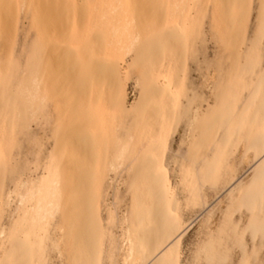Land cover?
Listing matches in <instances>:
<instances>
[{
	"label": "rangeland",
	"instance_id": "obj_1",
	"mask_svg": "<svg viewBox=\"0 0 264 264\" xmlns=\"http://www.w3.org/2000/svg\"><path fill=\"white\" fill-rule=\"evenodd\" d=\"M39 1L10 0L9 7L0 4V23L7 24L0 28L2 246H9L14 229L28 209L29 201L25 196L46 175L47 168L60 174L57 187L63 189V184L66 185L63 192L73 189L74 195L79 193V186L71 188L70 184L79 178L77 160L82 146H79V133L69 129L73 121L79 123L75 114L79 109L80 76L89 74L93 66L99 69L98 65L112 61L117 65L114 74L110 69L96 72L97 81L104 86L98 109L107 126V132L102 134L105 142H101L107 146L108 153L106 161L100 165L105 164L106 172L108 170L106 200L120 206L114 205L118 208L117 219L123 218L124 205L129 202L131 193L126 187L131 171L126 156H133L137 145L131 140L124 154L117 156L114 150L120 146L117 144L114 148L112 141L114 134L120 136L124 131L134 134L141 129L138 117L145 91L169 77L170 86L180 89L179 113L189 101L192 103L189 113L197 111L209 115L226 101L240 99L241 102L252 96L261 68L255 61L261 0H234L237 4L240 2L237 9L227 0H51L40 6ZM53 9L57 10L54 17ZM47 10L51 18L46 19ZM41 21L47 25L40 30ZM174 26L184 30L182 43L171 44L169 48L173 50L163 51L160 57L149 55L146 47L150 50L156 34ZM45 28L46 33L48 28L52 31L50 35H45ZM262 42L264 63V38ZM34 93L36 98H33ZM238 105L233 109L235 112ZM186 125L184 119L173 128L167 150L174 188L184 181L188 171L186 180L194 177L197 166L191 164L193 156L190 155L196 138H192L194 128L188 131ZM227 151L224 165L236 170L229 184L225 185V168L217 180L219 186H211L201 196L196 194L198 183L186 184L188 192L196 194V200L191 211L184 209L185 224L178 237L183 250L182 264H207L196 258L200 242L207 233L217 234L222 230L231 198L236 193L234 189L249 181L260 159L250 155L251 150L247 152L241 147L235 136ZM182 152L187 155L185 161L179 158ZM203 152L204 148H200L195 154L200 166L204 162ZM181 189L176 190L177 193L182 194ZM115 199L119 200L114 202ZM61 215V209L54 213V216ZM232 222L244 231L246 254L244 256L238 245L227 240L228 257L222 264H242L246 257H249L248 264H255L254 242L245 230L249 219L240 220L237 213L225 226L230 233ZM119 235H113L118 242ZM125 254L122 248L116 257L118 264L123 263Z\"/></svg>",
	"mask_w": 264,
	"mask_h": 264
},
{
	"label": "bare ground",
	"instance_id": "obj_2",
	"mask_svg": "<svg viewBox=\"0 0 264 264\" xmlns=\"http://www.w3.org/2000/svg\"><path fill=\"white\" fill-rule=\"evenodd\" d=\"M50 1L40 0L39 6ZM227 1L235 9L240 6V2L237 4L234 0ZM260 3L255 61L258 65L261 64V68L253 84L252 96H247L241 102L240 99L236 102L226 101L209 115H202L197 111L189 113L192 103L187 101L181 112L185 113L183 116L178 112L182 104L179 99L180 89L178 86L171 87L167 76L166 81L152 84L145 91L138 117L141 129L134 134L125 131L120 136L114 134V138L118 136L117 140L113 138L114 148L117 144L120 146L114 150L117 156L124 154L131 140L137 145L133 156H126L127 165L131 168L126 178V187L131 193L129 202L126 201L124 205L123 218L117 219L118 208L114 206L119 199L114 200L115 204L112 200L111 204L105 197V175L108 170L106 172L105 164L100 163H104L107 158V146L102 143L105 142V135L102 140V134L107 130L98 109L104 86L96 78V72L106 69L116 73L117 65L114 61L98 65L101 67L99 69L95 65L89 74L80 76L82 80L77 86L79 109L75 114L79 123L73 121L72 126H78L68 128L72 130L70 132L79 133V146H82L77 160L79 178L76 183L70 184L71 188L79 186V193L74 195L73 189L63 192L66 185L63 184V189L57 187L61 181L60 174L47 168L46 175L25 196L29 201L28 209L14 229L9 246L0 245V264H118L116 257L122 248L126 250L122 264H182L183 250L178 237L185 224L184 209L192 210L196 194L201 196L211 186H219L217 180L221 178L224 168L225 185L234 179L236 170L224 165L228 155L227 148L234 136L247 152L251 150L250 155L260 159L253 168V176L249 181L233 190L236 193L231 198L222 230L217 234L205 235L196 258L207 264L224 263L228 257L225 244L227 240L238 245L245 256L247 240L244 238V231L241 232L235 222L229 227L231 233L225 227L238 213L240 220L249 219L245 230L249 231L254 242L252 257L255 264H264V0ZM0 4L9 7L10 0H0ZM59 9L64 11L63 8ZM55 10L51 12L52 17ZM49 12L47 10L46 19L51 18ZM59 12L58 14L61 13ZM46 23H39L40 30ZM5 26L6 23H0L1 29ZM44 31L46 33V28ZM47 31L45 35L52 32L49 28ZM167 38L179 40L169 42L166 41ZM183 38L184 30L177 26L161 31L151 40L150 50L146 47L147 52L160 57L163 51L173 50L169 48L171 44H181ZM33 96L36 98L37 94L34 93ZM237 105L238 111L235 112L233 109ZM184 119L187 120L188 131H191V127L194 128L192 138H196L192 142L193 150L190 155L193 156L191 164L197 166L194 177L187 181L188 171L184 181L174 188L168 169L167 150L173 128ZM101 143L104 147H101ZM109 144L112 145L111 141ZM200 148H204V162L201 166L195 156ZM179 158L181 161L187 160L186 153L182 152ZM189 183H198L194 196L186 188ZM178 189H181L182 194L177 193ZM116 205L119 206L118 203ZM57 209L62 210L61 216H54ZM114 233L120 234L119 242L114 239ZM248 261L249 257H246L242 264H248Z\"/></svg>",
	"mask_w": 264,
	"mask_h": 264
}]
</instances>
